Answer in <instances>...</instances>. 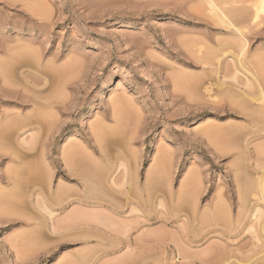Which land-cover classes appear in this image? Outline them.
<instances>
[{
  "label": "rangeland",
  "instance_id": "obj_1",
  "mask_svg": "<svg viewBox=\"0 0 264 264\" xmlns=\"http://www.w3.org/2000/svg\"><path fill=\"white\" fill-rule=\"evenodd\" d=\"M215 1L0 0V264H264V0Z\"/></svg>",
  "mask_w": 264,
  "mask_h": 264
},
{
  "label": "bare ground",
  "instance_id": "obj_2",
  "mask_svg": "<svg viewBox=\"0 0 264 264\" xmlns=\"http://www.w3.org/2000/svg\"><path fill=\"white\" fill-rule=\"evenodd\" d=\"M204 1L208 4V6H209V8H210V11H211V14L213 15V13H214L213 16H214V17L216 16V17L218 18L219 16L215 15V11H216V9L218 8L217 5H216L217 3H215L216 1H215V0H204ZM263 10H264V4H261L260 7H259V9H258V11H263ZM216 14H217V13H216ZM219 19H220V17L218 18V21L221 20V19H220V20H219ZM221 21H222V20H221ZM221 21H220V22H221ZM222 22H223V21H222ZM235 31H236V32H237V31L239 32V30H236V29H235ZM239 33H240V32H239ZM240 35H241V33H240ZM242 45H244V44H242ZM241 48H242V47H241ZM245 48H246V47L244 46V48H242V49H245ZM242 49H241V50H242ZM241 53H242V52H241ZM243 53H245V52H243ZM242 55H243V54H242ZM242 55H241V56H242ZM241 56H240V57H241ZM240 57H239V58H240ZM241 58H242V57H241ZM243 58H244V56H243ZM234 60H235V59H234ZM236 60H237V59H236ZM239 60H240V59H239ZM245 60H246V59H245ZM241 61H242V60H241ZM239 62H240V61H238V63H239ZM234 63H235V62H234ZM242 64H244V63L241 62L239 65L241 66ZM242 67H243V66H242ZM246 73H248V72H246ZM249 73H250V72H249ZM254 77H255V76H254ZM232 78H233V82H234V79H235V78H234V77H232ZM232 78H231V79H232ZM235 81H236V80H235ZM255 81H256V80H255ZM218 82H219V81H218ZM248 85H249V84H248ZM248 88H250V86H249ZM204 91H206V92L209 91V92H207V94L210 93V90H209V89H206V88H205ZM259 91H260V90H259ZM236 92H237V91H236ZM230 93H231V92H230ZM228 94H229V92H228ZM238 94H239V93H238ZM250 94H251V93H250ZM239 95H240L241 98L243 97L242 100L239 99V100H237V101H234V103L240 101L239 104L242 105V104H243V101H244V103H248V102H252V101L255 100L252 96H250V95H248V94H245V93L242 94V95H241V94H239ZM243 95H244V96H243ZM229 96H230V95H229ZM244 97H245L246 99H245ZM233 98H234V97H233ZM235 99H236V97H235ZM235 99H234V100H235ZM243 99H244V100H243ZM257 99H258V98H257ZM246 100H248V101H246ZM241 101H242V104H241ZM259 101L262 103V105H263V107H264V95H262V93H261V96H260V98H259V100H258L257 102H259ZM237 104H238V103H237ZM239 104H238V105H239ZM231 105H232V104H231ZM259 105H260V104H259ZM243 107H244V108H243ZM238 108H240V107H238ZM246 108H247V109L249 108L248 111L251 112L250 117H251L252 120H253L255 117H257V108H256V109H255V108L252 109L251 106L246 107ZM246 108H245V106L243 105L240 109H243V110L247 111ZM258 108H260V107H258ZM240 109H239V110H240ZM258 110H259V109H258ZM248 111H247V112H248ZM248 113H249V112H248ZM248 116H249V114H248ZM82 180H83V178H82ZM260 184H261V183H260ZM89 186H91V185H89ZM89 186H88V187H89ZM83 187H84V189H85L87 192H88V190H89V191L91 190V188H88L85 184H84ZM261 188H262V187H261ZM262 189H263V192H264V187H263ZM86 191H85V192H86ZM49 193H50V192H49ZM263 194H264V193H263ZM263 194H262V195H263ZM48 195H49V194H48ZM242 195H244V194H242ZM38 196H39V194H38ZM38 196H37V197H38ZM86 196H87V195H86ZM86 196L83 197V198L79 197V198H81V199H80V200L78 199V203L80 204V206H83V208H87V210H89V209H88L89 206L92 205V204L94 205V202H92V201L90 200V199H91L90 197H89V198H90V199H89V198H87L88 196H87V197H86ZM41 197H42V196H41ZM244 197H245V196H244ZM244 197H243V198H244ZM246 197H247V196H246ZM260 197H261V193H260ZM39 198H40V196H39ZM58 199H61V198L58 197ZM240 199H241V198H240ZM56 200H57V199H56ZM92 200H93V199H92ZM242 200H243V199H242ZM246 200H247V199H246ZM246 200H245V201H246ZM260 200H261V199H260ZM262 200L264 201V196H263V199H262ZM37 202H38V201H37ZM62 202H64V201H62ZM243 202H244V200H243ZM39 203H40V202H39ZM247 203H248V202H247ZM247 203H245V205H246ZM40 204H41L42 206L40 207V205L37 204V207L39 206L40 208H43V209H39V210H41V211L43 210V212H45V211H46V207L43 205L44 203H43V204L40 203ZM55 204H57V202H56ZM58 204H61V203L58 202ZM45 205H46V204H45ZM43 206H44L45 208H44ZM242 206H243V205H242ZM91 207H92V206H91ZM245 207H246V206H245ZM81 208H82V207H81ZM255 209L257 210L258 208L256 207ZM47 210H48V209H47ZM80 210H81V209H80ZM82 210L85 211L86 209H82ZM87 210H86V211H87ZM259 210H261V209H259ZM255 212H256V211H255ZM255 212H254V213H255ZM45 213H46V212H45ZM49 213H50V212H49ZM49 213H48V214H49ZM254 213H253V214H254ZM257 213H258V211H257ZM259 213H260V212H259ZM48 214H47V215H48ZM70 214H71V213H70ZM70 214H69V215H70ZM72 214H75V213H72ZM80 214H81V213H80V211H79V213L77 214V216L79 217ZM255 214H256V213H255ZM75 215H76V214H75ZM81 215H82V214H81ZM71 216H73V215H71ZM77 216H76V217H77ZM258 216H259V215H258ZM74 217H75V216H73V218H74ZM99 217H101V216H99ZM256 217H257V216H256ZM65 218H67V217H65ZM79 218H81V217H79ZM101 218H102V217H101ZM77 219H78V218H77ZM77 219H74L73 221H74V222H75V220L78 221ZM68 220H69V219H68ZM79 220H81V219H79ZM98 220H99V218H98ZM65 221H66V220H65ZM69 221H71V220H69ZM61 222H62V221H61ZM54 223H55V222H54ZM58 223H59V222H58ZM58 223H57V224H58ZM64 223H65V222H64ZM69 223H70V222H69ZM87 223H88V222H87ZM35 224H36V223H35ZM43 224H44V223H43ZM55 224H56V223H55ZM57 224L55 225L56 227H57ZM67 224H68V223H67ZM58 225H60V224H58ZM62 225H64V224H62ZM72 225H74V224H72ZM75 225H76V223H75ZM75 225H74V226H75ZM263 225H264V224H263ZM50 226L52 227L53 232L57 230V228H55L54 226H52V225H50ZM86 226H87V224H86ZM60 227H61V226H60ZM72 227H73V226H70L69 229H67V230L70 231V228H72ZM78 227H79V226H78ZM37 228H38V226H37ZM75 228H77V227H75ZM62 229H63V227H62ZM62 229H58V230H62ZM261 229H262V228H261ZM63 231H65V230H63ZM72 231H73V230H72ZM262 231H263V230H262ZM56 232H59V231H56ZM227 264H229V263H227Z\"/></svg>",
  "mask_w": 264,
  "mask_h": 264
}]
</instances>
